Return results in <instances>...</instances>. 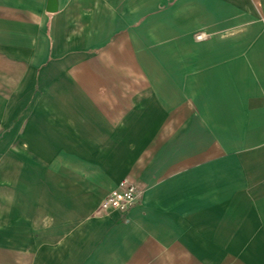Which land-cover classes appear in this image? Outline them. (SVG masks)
I'll use <instances>...</instances> for the list:
<instances>
[{
	"label": "crops",
	"instance_id": "crops-1",
	"mask_svg": "<svg viewBox=\"0 0 264 264\" xmlns=\"http://www.w3.org/2000/svg\"><path fill=\"white\" fill-rule=\"evenodd\" d=\"M0 264H264V0H0Z\"/></svg>",
	"mask_w": 264,
	"mask_h": 264
},
{
	"label": "built area",
	"instance_id": "built-area-1",
	"mask_svg": "<svg viewBox=\"0 0 264 264\" xmlns=\"http://www.w3.org/2000/svg\"><path fill=\"white\" fill-rule=\"evenodd\" d=\"M140 196L139 185L134 180L125 177L109 190L101 202V208L112 207L125 213L137 203Z\"/></svg>",
	"mask_w": 264,
	"mask_h": 264
}]
</instances>
